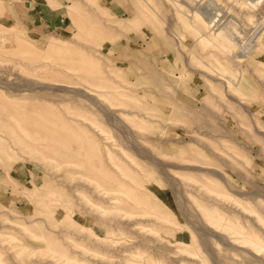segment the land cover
Here are the masks:
<instances>
[{"label":"rangeland","instance_id":"rangeland-1","mask_svg":"<svg viewBox=\"0 0 264 264\" xmlns=\"http://www.w3.org/2000/svg\"><path fill=\"white\" fill-rule=\"evenodd\" d=\"M257 1L0 0V264H264Z\"/></svg>","mask_w":264,"mask_h":264},{"label":"bare ground","instance_id":"bare-ground-1","mask_svg":"<svg viewBox=\"0 0 264 264\" xmlns=\"http://www.w3.org/2000/svg\"><path fill=\"white\" fill-rule=\"evenodd\" d=\"M259 1V0H258ZM258 1L257 2H255V3H248V5H250L251 7H254L255 5L256 6H259V4H258ZM260 2V1H259ZM207 17H211V13H205V12H203ZM202 15V14H201ZM217 16H220V13L219 14H217V15H215V16H213V17H211L210 19H209V22H208V26H210L209 28H210V30H211V26H214L215 24H216V22H218L219 21V18H217ZM203 17H204V15H203ZM229 24V23H228ZM228 24L220 31V32H222L223 31V33L225 34V37L226 36H228L229 37V35H228V29H229V26H228ZM214 31L215 30H213L212 32L214 33ZM219 31V30H218ZM215 32H217V31H215ZM219 32V33H220ZM217 34V33H216ZM218 35V34H217ZM238 38H239V36H237ZM238 38H237V40H238ZM258 40V39H257ZM239 42H240V45H242V48L244 49L245 47H249V46H254L253 44H251V45H249V39H247V40H245V41H243V38H241V40H238ZM230 42V41H229ZM242 50V49H241Z\"/></svg>","mask_w":264,"mask_h":264},{"label":"built area","instance_id":"built-area-1","mask_svg":"<svg viewBox=\"0 0 264 264\" xmlns=\"http://www.w3.org/2000/svg\"><path fill=\"white\" fill-rule=\"evenodd\" d=\"M216 14H219V13H214V14L211 13L212 16L216 15ZM217 18H219V16H217ZM219 23H220V20L218 22H216V24L214 26H211L212 27L211 29H215L219 25Z\"/></svg>","mask_w":264,"mask_h":264},{"label":"crops","instance_id":"crops-1","mask_svg":"<svg viewBox=\"0 0 264 264\" xmlns=\"http://www.w3.org/2000/svg\"><path fill=\"white\" fill-rule=\"evenodd\" d=\"M206 17H207V16H206ZM207 19H208V21H209L210 17H207Z\"/></svg>","mask_w":264,"mask_h":264}]
</instances>
